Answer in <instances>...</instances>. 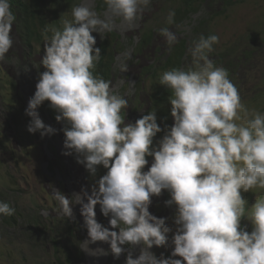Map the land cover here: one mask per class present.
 Here are the masks:
<instances>
[{
	"label": "clouds",
	"instance_id": "1",
	"mask_svg": "<svg viewBox=\"0 0 264 264\" xmlns=\"http://www.w3.org/2000/svg\"><path fill=\"white\" fill-rule=\"evenodd\" d=\"M151 2L104 0L106 10L101 17L102 12H96L89 0H83L74 4L72 19H65L62 28L45 29L41 64L46 71L40 74L25 110L31 118L27 131L39 132L42 138L56 133L44 124L37 111L43 102L49 101L59 113L56 121L67 123L62 129L66 150L63 154L75 153L77 163L93 176L98 166L107 169L90 194L85 188L71 198L55 188L50 194L68 219H74L72 198L76 197L88 234L79 247L90 256L109 254L103 248L89 247L103 242L110 245V253L116 259L125 252L122 246L129 245L125 264H264V197L255 199L254 205L248 207L241 196V190H264V114L250 111L242 104L228 71L216 67L209 58L219 37L201 35L191 44L181 40L186 42L185 58L192 56V66L187 69L183 61L186 70L173 69L162 74L160 84L172 90L168 97L170 129L161 122L163 129L158 125L155 111L134 124H125L122 110L128 108V100L118 93L112 79L93 74L102 56L101 49L95 47L100 42L92 33L102 37L104 33L116 34L121 49L115 54L116 62L126 39L115 30L134 27ZM174 17L175 12L169 11L167 23L173 24ZM117 19L121 21L119 25ZM15 20L10 0H0V61L14 45L11 33ZM154 30L152 27L143 36L151 33L153 42L142 52L143 38L135 42L128 37V42L137 43L129 44L131 50L137 47L140 53L148 51L149 59L155 60L151 51L159 44ZM158 31L169 48L163 53L158 48L162 56L157 58L162 62L180 41L168 27ZM131 50L118 58L122 73L128 71ZM123 83L121 80L120 84ZM161 131L165 135L154 147L153 139ZM146 157H152L153 162L145 172ZM162 190L171 195L166 205H176L173 223L177 229L169 258L163 254L157 258L150 251L153 246H166L172 231L166 218L149 212L151 197L160 196ZM97 205L103 216L111 217L109 227L97 221ZM14 214V207L0 201V215ZM242 218L251 222V233L241 225ZM137 245L141 246L140 253L133 258L131 248Z\"/></svg>",
	"mask_w": 264,
	"mask_h": 264
},
{
	"label": "rangeland",
	"instance_id": "2",
	"mask_svg": "<svg viewBox=\"0 0 264 264\" xmlns=\"http://www.w3.org/2000/svg\"><path fill=\"white\" fill-rule=\"evenodd\" d=\"M48 1L50 4L65 5L64 0ZM82 2L83 0H77L75 4L79 5ZM97 2L98 0H89L95 11ZM222 2L223 0H213L211 3L207 1L202 5L200 13L189 14L178 24H168L169 11H174V18H178L177 11L182 1L152 0L134 27L127 30L124 26L115 30L126 39L123 42L128 44L127 46L125 44L123 51L116 57L111 80L113 85L117 86L118 93L128 100V108L122 110V113H125V124H134L143 115H147L153 108L151 96L163 86L160 82L156 85L151 79H146L148 76L144 77L146 69L160 62L157 57L162 55L158 53V48H161V53L169 51L165 38L158 30L168 27L177 35L178 41L186 40L191 44L196 40L200 28L198 23L202 19H208L205 32L219 37V42L214 45L209 58L215 61L216 67L224 69L234 62L233 65L236 67L230 69L229 79L237 87L242 104L250 111L256 110L264 114V0H245L234 3L225 10ZM72 8L61 12L57 18H52L49 13L47 17L49 28H62L65 19H72ZM216 12L220 14L214 15ZM104 14L99 15L103 17ZM116 22L118 25L121 23L119 19ZM152 27H155V38L159 44L151 51L156 56L155 60L149 59L148 51L140 53L137 47L131 50L129 44L132 42L127 40L128 37H132L135 42H140ZM105 34H102V37L99 33H92L96 42H101ZM257 35V40H253ZM135 42L132 44L136 45ZM127 50H131V59L127 61L128 71L122 73L118 58H122V54ZM12 51L11 48L5 59L0 61V201L15 208L16 222L11 220V224H8L5 221L7 217L0 215V264H54L55 246L65 249L68 243L66 220L76 222L80 226L78 231L72 233V237L78 243L87 239L88 234L80 213L81 206L76 204V197L72 198L74 219H68L62 215L58 201L50 194L52 188L58 189L69 198L74 193H80L82 188L87 189L90 194L92 186L107 173V169L103 171V168L101 170L98 166L93 176L83 165L77 163L75 153L63 154L66 150L63 146L65 136L62 129L67 123L52 119L47 111L46 101L37 111L44 124L54 128L56 133L42 138L39 132L33 134L27 131L31 118L25 114V110L29 100L34 96L40 74L45 70L41 64L45 51L44 46H38L32 56L24 55L19 58ZM221 55H224L222 63ZM164 61L165 58L162 59V62ZM184 61L186 68L189 69L192 66V56L188 54ZM121 80L124 81L123 84H120ZM161 108L164 109L163 106ZM165 108H168V105ZM55 114L57 116L59 113L56 111ZM242 122L236 121L238 124ZM157 123L162 128L159 119ZM164 135L165 132L161 131L154 137V147H158ZM146 159L148 164L143 169L145 172L153 162L152 157ZM241 196L247 201L248 207H251L255 199L264 197V190L256 188L249 192L241 190ZM169 199L170 193L162 190L160 196L151 197L149 206V212L157 218H166L167 225L172 229L168 234L166 246H153L150 250L157 258L161 254L169 258L174 250L172 237L177 229V225L173 223L176 205L167 206L165 202ZM95 212L97 221L109 227L111 217L103 216L99 205L96 206ZM241 222V225L246 226V230L251 233L253 230L251 222L247 218ZM89 247L93 250L103 248L109 254L94 257L81 250L82 254L73 264H125L130 248L129 245L122 246L125 252L116 259L110 253V245L107 243L97 242ZM140 248V245L131 248L133 258L138 257Z\"/></svg>",
	"mask_w": 264,
	"mask_h": 264
},
{
	"label": "trees",
	"instance_id": "3",
	"mask_svg": "<svg viewBox=\"0 0 264 264\" xmlns=\"http://www.w3.org/2000/svg\"><path fill=\"white\" fill-rule=\"evenodd\" d=\"M181 7L177 11L178 18H174V24L183 21V17H187L189 14H197L200 13L201 7L204 3L209 1V3L213 2V0H181ZM245 0H223L224 10L227 7H231L234 3H241ZM76 0H64L65 5H61L58 3L50 4L48 0H10L11 9L13 14L16 17V20L13 25L12 33L14 39V45L12 50L15 54L20 56H32L33 52H36L38 46H44L43 33L46 28H49L47 17H49V13L52 18H57L59 14L66 9L72 8L73 4H75ZM64 7V8H63ZM212 7V6H211ZM97 9L99 12L106 10V5L104 4V0H100L98 2ZM220 12H216L214 15H219ZM208 23V19H202L201 22L198 23L200 28L196 34V40L204 35L207 37L211 35L209 32H205V25ZM50 34V33H49ZM258 35L253 38V40H257ZM17 39V42H16ZM118 38L114 32L107 33L105 39L100 43H96L95 47L101 49V60L96 65V67L92 70L94 76L103 78L105 80L112 79V65L115 62V54L116 52H120L118 48ZM153 42V37L150 34L145 36L141 42L140 50L145 51ZM186 42L180 41L179 43L174 44L171 47V52L168 55V58L164 62H159L155 65H151L144 76H148L147 78L151 79L152 82L156 85H159L161 76L164 72L170 71L173 69H183V61L187 53V48L185 47ZM12 51V52H13ZM224 55L220 56L221 63ZM234 63V62H233ZM230 63L227 65L226 70L228 74H231L230 69L232 67H236ZM46 71V69L44 70ZM43 71V72H44ZM237 74V69H236ZM235 74V75H236ZM172 95V90L167 86L163 85L159 87L156 92L151 96V100L153 103V108L151 111H155L157 115V119L163 124V126H167L169 129L171 128V115H170V104L168 102V97ZM168 105V108L165 106ZM47 111L48 113L55 119V109L52 108L49 104V101H46ZM164 107L162 109L161 107ZM101 167V170L103 166ZM105 171V168H103ZM4 216V215H3ZM7 217L5 219L6 223L11 224V222H16L15 214L12 216H4ZM10 219V220H9ZM243 219V218H242ZM241 219V220H242ZM12 220V221H11ZM67 221V233L68 236L67 244L65 249L59 248L55 246V263L54 264H73L75 260L79 258L82 254L81 249L79 247L78 241H75L72 237L73 231H78L80 226L76 222ZM242 223V222H241ZM118 231V229H115ZM76 242V243H75ZM64 259V260H63Z\"/></svg>",
	"mask_w": 264,
	"mask_h": 264
}]
</instances>
